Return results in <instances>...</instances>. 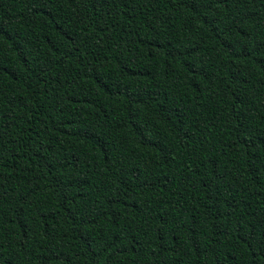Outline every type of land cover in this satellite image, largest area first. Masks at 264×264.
<instances>
[{
	"label": "trees",
	"instance_id": "16d2710c",
	"mask_svg": "<svg viewBox=\"0 0 264 264\" xmlns=\"http://www.w3.org/2000/svg\"><path fill=\"white\" fill-rule=\"evenodd\" d=\"M0 264H264V0H0Z\"/></svg>",
	"mask_w": 264,
	"mask_h": 264
}]
</instances>
